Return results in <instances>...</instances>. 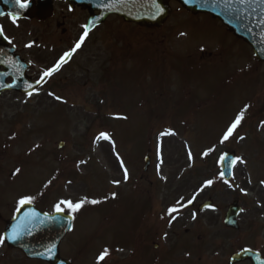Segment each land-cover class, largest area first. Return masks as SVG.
Masks as SVG:
<instances>
[{"label":"rangeland","instance_id":"obj_1","mask_svg":"<svg viewBox=\"0 0 264 264\" xmlns=\"http://www.w3.org/2000/svg\"><path fill=\"white\" fill-rule=\"evenodd\" d=\"M170 7L158 29L100 28L97 44L61 75L62 100L0 101V236L23 196L47 213L59 200L87 197L102 202L74 214L60 245L72 264H96L104 248L101 264H228L242 247L264 256V65L213 17ZM100 132L111 141H97ZM226 151L244 161L232 187L220 178ZM196 192L169 226L167 209ZM234 200L244 209L239 232L223 225ZM207 201L213 207L198 213ZM22 256L0 245V264H44Z\"/></svg>","mask_w":264,"mask_h":264},{"label":"flooded vegetation","instance_id":"obj_2","mask_svg":"<svg viewBox=\"0 0 264 264\" xmlns=\"http://www.w3.org/2000/svg\"><path fill=\"white\" fill-rule=\"evenodd\" d=\"M22 2L30 5L29 16L17 19L15 24L8 15L0 18L4 35L12 41L9 44L8 40L0 37V101H44L55 99L57 96L62 99L60 95L65 91L66 85L61 75L89 45L97 44L100 28H137L136 25L126 24L116 16L109 17L104 24L88 31L82 46L58 72L37 83L45 70L74 47L83 34L82 26H88L90 20L98 15V11L86 3L71 6L67 1H58L53 5L52 15H48L42 14L40 0ZM50 4V0H43V5ZM29 43L33 45L30 48L25 46Z\"/></svg>","mask_w":264,"mask_h":264},{"label":"water","instance_id":"obj_3","mask_svg":"<svg viewBox=\"0 0 264 264\" xmlns=\"http://www.w3.org/2000/svg\"><path fill=\"white\" fill-rule=\"evenodd\" d=\"M90 1H87V3H91ZM169 1L155 0L154 3L153 0H93L92 3L95 8L100 10V15L94 24H100L110 14H116L124 18L126 22L136 23L143 28H161L171 15L168 6ZM176 1L180 2L193 14L205 13L219 19L230 32L249 44L258 61L264 62V23H262L264 21V3H257L256 0L246 3H240L238 0H227V2L226 0ZM157 5L163 9V12L156 14ZM16 10L17 8L14 7L13 11ZM63 146V143H61L60 147ZM223 157L230 161L235 158V155L227 152ZM145 162L144 169L147 170L149 159L147 158ZM234 166L229 172L226 163L221 161V170L224 173L225 180H231ZM210 205L211 203H206L200 207V210ZM33 210L40 213V217L38 220L28 223L25 214ZM240 210L236 201L229 206L224 221L226 227L239 229L237 217ZM49 216H54L55 220L45 221L41 224L40 221L43 220L44 214L35 209L33 205H25L7 225L4 232L5 240L10 247L21 249L30 259L42 260L50 264H70L60 259L58 246L70 231L72 218L57 213ZM16 225H22V235L19 239L13 241L8 237ZM29 229H31V234L28 232ZM53 245L55 246L54 253L50 258L46 255H38V253L46 252V249ZM257 255H259V259H257ZM245 261H250L252 264H264L261 255L253 251L239 258L234 255L230 260V264H239Z\"/></svg>","mask_w":264,"mask_h":264},{"label":"snow or ice","instance_id":"obj_4","mask_svg":"<svg viewBox=\"0 0 264 264\" xmlns=\"http://www.w3.org/2000/svg\"><path fill=\"white\" fill-rule=\"evenodd\" d=\"M153 2L155 3V0H153ZM185 2H187V0H185ZM227 2V0H226ZM238 2L240 3H246V2H251V0H238ZM257 3H264V0H256ZM15 5L21 10H25L28 8V3L27 2H22V0H14ZM163 12V9L160 8L158 5L156 6V14H159ZM12 22L15 24L16 20L18 19L20 12L17 13H10L9 14ZM262 23H264V21H262ZM84 28L83 34L79 37L78 42L74 45V47L70 50L65 52L59 59L58 61L55 62V64L51 67H49L47 70H45L41 76V79L37 81V83H40L42 80H44L47 77H51L54 73L58 72L60 70V68L62 67V65H64L65 63L68 62V60L72 57V55L74 54V52L79 49L82 44L85 41V38L88 36V29L87 26H82ZM181 35H184L183 33H181ZM0 37H3L5 40H8V43L11 44L12 41L4 35V30L3 27L0 26ZM26 47H32L33 45L31 43L26 44ZM29 95H31V93H29ZM49 95H53L52 93H49ZM55 99L60 100V97H55ZM247 111V106H245L244 109H242L235 117L234 121L227 127L226 131H224V133L222 134V138L220 139V143L223 144L226 141L229 140L230 137L233 136L234 132L236 131V129L238 128V126H240L241 121L245 118V112ZM117 119H127V117L124 116H117L115 117ZM162 135H176L175 132L173 131H167L165 133H162ZM240 139H244V137H240ZM97 141H111V137L107 132H100L99 135L96 137ZM36 147H39V145H37ZM115 148V145L113 143V149ZM213 151V149H209L208 151L204 152L203 155L207 156L209 154V152ZM187 157L189 160H192L193 156L191 151H189L187 153ZM117 160H120L119 155H117ZM220 160L224 163H226L227 165V169L230 172L231 169L233 168V166L237 163V161H239V163H244V161L241 158H234L230 161L226 160L225 157L221 156ZM83 163V162H81ZM120 168L123 170V179L126 181L129 177V173L127 168L124 166L123 161H120ZM20 172V169H16V173L18 174ZM220 178L223 180V182L225 184H228L229 187H232L231 184H229L228 180L224 179V173L221 172L220 173ZM53 179H55V177H53ZM120 181H113V184L115 185H119ZM264 183V182H262ZM48 184H51V181L48 182ZM48 184L45 185V187L48 186ZM214 184V181L209 179L206 180L203 184V186L199 189L200 192H202L204 190V188L207 187H211ZM238 187V186H237ZM240 191L247 195V193L245 192L244 189H240ZM199 195V192H196L194 195H192L191 199L187 200V202H183L182 200H177L176 201V205H173L172 207H170L169 209H167L166 212V217L168 218V224L169 226H171V223L173 221H175L177 219V216L175 215L176 213H179L181 211V208L183 207H188L189 205H191L195 199L196 196ZM112 198L115 199V193L112 194ZM33 197L31 196H23L21 197L18 201H17V207H16V212H20V210L22 208H24L25 205H31L33 203ZM102 201L97 200V199H88L87 197H82L81 199H79L78 201L74 202L70 199H62L59 200L55 205H54V211L57 214H64L67 213L70 217L74 218V214L78 213L84 206L85 204H91V205H96L101 203ZM177 205H179V207H177ZM211 207V206H209ZM40 217V213L36 212V211H29L25 214V219L28 223H32L35 220H38ZM161 219H165V216H162ZM192 219H196V213H192ZM55 220L54 216H49L47 213L44 214V218L43 220L40 221L41 224H43L45 221L51 222ZM71 230V229H69ZM29 234H31V229L28 230ZM22 235V225H16L11 232V235L8 237V239H11L13 241L17 240L20 238V236ZM165 238H166V234H165ZM5 242V237L0 236V245H2ZM54 245L50 246L46 249V252H41L38 253V255H46L49 258L52 256V254L54 253ZM248 252H250V249H242L240 252L236 253V258L242 257L243 255L247 254ZM110 255L109 249L108 248H104L98 255H97V259H96V264H101V262L106 261V258ZM257 259H259V255H257Z\"/></svg>","mask_w":264,"mask_h":264}]
</instances>
